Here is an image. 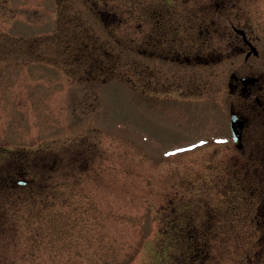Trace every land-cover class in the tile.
<instances>
[{"label":"rangeland","instance_id":"obj_1","mask_svg":"<svg viewBox=\"0 0 264 264\" xmlns=\"http://www.w3.org/2000/svg\"><path fill=\"white\" fill-rule=\"evenodd\" d=\"M234 28L264 44V0H0V264H264L243 62L194 60Z\"/></svg>","mask_w":264,"mask_h":264},{"label":"flooded vegetation","instance_id":"obj_2","mask_svg":"<svg viewBox=\"0 0 264 264\" xmlns=\"http://www.w3.org/2000/svg\"><path fill=\"white\" fill-rule=\"evenodd\" d=\"M219 4L216 3V6ZM234 32L240 36L242 44H226V49L219 44H215L218 48L201 44L207 47L206 52L197 54L194 60L196 63L212 64L232 60L235 55L241 57L243 63L234 65L226 74L229 131L233 141L230 121L234 118L240 124L239 146L234 144L235 148L248 153L257 148L260 155L264 151L261 146L264 145V44H252L246 39L243 29L234 28Z\"/></svg>","mask_w":264,"mask_h":264},{"label":"water","instance_id":"obj_3","mask_svg":"<svg viewBox=\"0 0 264 264\" xmlns=\"http://www.w3.org/2000/svg\"><path fill=\"white\" fill-rule=\"evenodd\" d=\"M231 129L234 137V141L239 146V138H240V124L236 123L234 118L231 119ZM17 184L24 185L26 182L25 181H16Z\"/></svg>","mask_w":264,"mask_h":264},{"label":"trees","instance_id":"obj_4","mask_svg":"<svg viewBox=\"0 0 264 264\" xmlns=\"http://www.w3.org/2000/svg\"><path fill=\"white\" fill-rule=\"evenodd\" d=\"M8 179H9V178H8ZM6 182H7V181H6ZM7 183H8V182H7ZM3 212H4L5 214H4V213H2V212H0V218H1V217H3V218H4V216L6 215V212H5V211H3Z\"/></svg>","mask_w":264,"mask_h":264}]
</instances>
